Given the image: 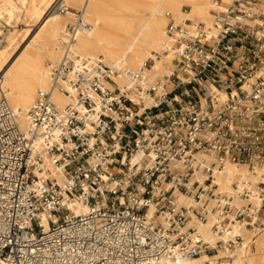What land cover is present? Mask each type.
<instances>
[{"label":"built area","instance_id":"2783aa9c","mask_svg":"<svg viewBox=\"0 0 264 264\" xmlns=\"http://www.w3.org/2000/svg\"><path fill=\"white\" fill-rule=\"evenodd\" d=\"M211 11L215 34L170 22L186 80L174 71L165 83L138 85L133 97L106 86L103 62L90 68L68 48L51 68L50 89L39 91L27 130L1 97L0 264H178L257 249L264 182L235 181L229 196L216 180L227 162L252 171L264 164V0ZM55 88L73 90L75 101L59 107ZM180 194L193 204H180ZM236 197L246 202L238 206ZM71 200L87 212L75 214ZM210 213L215 244L188 226Z\"/></svg>","mask_w":264,"mask_h":264},{"label":"bare ground","instance_id":"6f19581e","mask_svg":"<svg viewBox=\"0 0 264 264\" xmlns=\"http://www.w3.org/2000/svg\"><path fill=\"white\" fill-rule=\"evenodd\" d=\"M231 1L0 0V35L4 37V44L0 47V99L2 96L6 98L17 114L20 127L27 130L29 111L35 105L39 91L50 89L51 68L59 65L68 48L77 62L85 60L90 68L103 62L110 69L111 81L106 82V86L111 91L129 90L133 97L138 93V85L145 90L157 83H165L174 71H179L180 77L186 80L187 73L181 71L182 65L171 47L170 22L185 24L191 33L203 25L206 32L215 34L217 29L211 10H223ZM21 24L25 28H18ZM37 26L38 31L32 35L33 27ZM3 27L8 31L4 33ZM28 40V44L21 48ZM61 84L65 87L64 83ZM71 93L69 96L55 88L52 98L64 108L75 101V92L71 90ZM151 103L146 97L145 106ZM141 157L137 153L132 162ZM48 168L62 183L63 174L57 172L50 162ZM239 180H248L254 185L264 182V164L252 171L247 166L227 162L217 174L218 191L233 196L232 184ZM178 201L193 204L192 199L184 194L179 195ZM245 202L239 197L234 200L238 206ZM68 206L75 214L88 210L77 200L69 201ZM192 217L188 226L195 227L205 241L215 244L219 237L211 228L213 215L210 213L206 222ZM256 245L255 251L246 246L237 249L230 259L227 252L219 250L213 255L203 253L199 257H179L178 264H264V233ZM149 264L175 262L162 259Z\"/></svg>","mask_w":264,"mask_h":264},{"label":"rangeland","instance_id":"374dc122","mask_svg":"<svg viewBox=\"0 0 264 264\" xmlns=\"http://www.w3.org/2000/svg\"><path fill=\"white\" fill-rule=\"evenodd\" d=\"M18 28H25V26L21 24V25H19ZM33 28H34V30L32 31V33H33L32 35H34V34L38 31L39 26H37V27H33ZM2 29L4 30V33L8 31V28H7V27H3ZM28 42H29V40L26 41L24 44H22V47H21V48H24V47L28 44ZM0 47H1V46H0ZM212 255H213V254H212Z\"/></svg>","mask_w":264,"mask_h":264}]
</instances>
